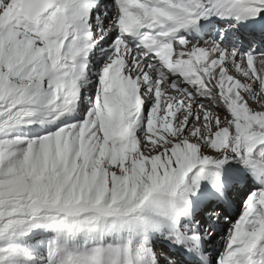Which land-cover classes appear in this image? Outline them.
Returning a JSON list of instances; mask_svg holds the SVG:
<instances>
[{"label": "snow or ice", "instance_id": "snow-or-ice-1", "mask_svg": "<svg viewBox=\"0 0 264 264\" xmlns=\"http://www.w3.org/2000/svg\"><path fill=\"white\" fill-rule=\"evenodd\" d=\"M0 264H264V0H0Z\"/></svg>", "mask_w": 264, "mask_h": 264}, {"label": "rangeland", "instance_id": "rangeland-1", "mask_svg": "<svg viewBox=\"0 0 264 264\" xmlns=\"http://www.w3.org/2000/svg\"><path fill=\"white\" fill-rule=\"evenodd\" d=\"M236 196V195H235ZM240 199L241 198H239V201H240ZM235 206H233L234 207V209H233V214L235 215V214H237L239 211H240V202H235V204H234Z\"/></svg>", "mask_w": 264, "mask_h": 264}, {"label": "bare ground", "instance_id": "bare-ground-1", "mask_svg": "<svg viewBox=\"0 0 264 264\" xmlns=\"http://www.w3.org/2000/svg\"><path fill=\"white\" fill-rule=\"evenodd\" d=\"M252 106H253V107H256L257 105L254 103V104H252ZM220 114H221V116H223V115H224V113H223V112H221ZM234 195H237V196H239V197H240V195H239V194H234ZM235 197H236V196H235ZM240 198H241V197H240ZM234 199H235L236 203H237V202H240L238 198H234ZM234 206H235V205H234Z\"/></svg>", "mask_w": 264, "mask_h": 264}]
</instances>
